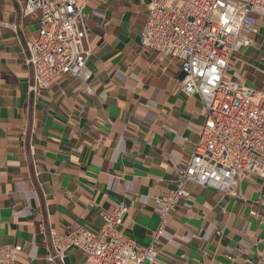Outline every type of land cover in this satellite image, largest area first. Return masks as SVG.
Masks as SVG:
<instances>
[{"label":"crops","instance_id":"obj_1","mask_svg":"<svg viewBox=\"0 0 264 264\" xmlns=\"http://www.w3.org/2000/svg\"><path fill=\"white\" fill-rule=\"evenodd\" d=\"M148 0H89L86 65L94 95L65 76L34 94L24 44L36 17L24 0H0V245L22 246L18 264H51L45 237L65 226L96 231L99 212L124 203L123 233L148 245L159 226L154 196L175 186L203 122L201 101L178 89L180 62L140 45ZM227 75L264 88V27ZM243 199L188 183L161 226L162 264H264V180L239 184ZM258 211L252 216V211ZM71 264L82 253L67 251Z\"/></svg>","mask_w":264,"mask_h":264},{"label":"built area","instance_id":"obj_2","mask_svg":"<svg viewBox=\"0 0 264 264\" xmlns=\"http://www.w3.org/2000/svg\"><path fill=\"white\" fill-rule=\"evenodd\" d=\"M88 1L24 0L21 16L38 21L36 37L24 44L25 62L32 69L29 90L34 94L73 76L85 95H94L92 70L86 65L92 52L85 46ZM147 6L140 45L180 62L178 89L201 101L199 138L192 155L174 165V188L153 197L159 226L148 245L123 233L126 206L119 202L99 212L103 223L96 231L68 225L50 232L45 237V261L51 264H71V249L82 253L81 264H162L157 258L161 226L188 195V183L243 199L241 181L264 180V88L227 75L236 53L250 46L260 24L264 27V0H148ZM254 204L264 209V194ZM21 253L20 244L0 245V264H18Z\"/></svg>","mask_w":264,"mask_h":264}]
</instances>
